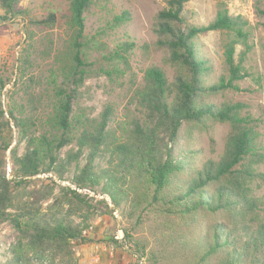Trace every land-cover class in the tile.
<instances>
[{
  "label": "trees",
  "instance_id": "1",
  "mask_svg": "<svg viewBox=\"0 0 264 264\" xmlns=\"http://www.w3.org/2000/svg\"><path fill=\"white\" fill-rule=\"evenodd\" d=\"M19 1L0 0V24L24 17ZM99 1L107 0H66L60 16L66 38L45 52L47 70L32 74L28 55L22 58L16 72L26 78V101H13L6 113L0 109V222L16 232L0 264H78L77 247L93 242L83 231L122 205L121 242L136 264H264V200L251 188L264 176L256 119L242 115L239 104L205 101L210 93L238 90L234 82L246 74L234 60L236 43L250 48L240 19L220 4L211 21L192 24L184 14L191 0H167L155 15L153 45L173 76L158 66L146 68L130 97L133 109L118 121L111 104L92 115L79 102L87 78L108 75L115 55L124 59L84 33L85 14ZM255 12L264 17V0H255ZM60 19L50 13L35 23L51 27ZM129 20L122 11L109 27ZM212 31L237 37L224 49L227 78L215 83L198 46V38ZM262 51L264 56V46ZM8 82L1 78L0 90ZM205 120L226 122L230 129L222 154L200 161L188 133L178 143L183 126ZM38 175L48 182L42 193L16 189ZM53 177L71 185L43 209L39 204L52 195Z\"/></svg>",
  "mask_w": 264,
  "mask_h": 264
},
{
  "label": "rangeland",
  "instance_id": "2",
  "mask_svg": "<svg viewBox=\"0 0 264 264\" xmlns=\"http://www.w3.org/2000/svg\"><path fill=\"white\" fill-rule=\"evenodd\" d=\"M167 0H107L93 4L85 14V34L87 38L105 42L108 50L119 52L124 59L114 56L112 64L108 67L109 74L91 76L85 80L81 90L79 102L88 107L92 115L108 103L114 108L115 119L118 121L128 113L130 97L140 83L143 71L151 66H158L165 71L169 79L173 76V69L162 61L163 53L157 50L153 43L156 40L152 27L156 13L165 7ZM226 8L227 13L238 17L243 30L248 33V50L242 42L235 44L234 60L240 62L245 76L235 81L238 90L225 89L205 96V101L220 106L226 104H239L241 114H249L256 119L258 141L264 147V17L255 12V0H191L185 5L184 14L192 24H205L211 21L219 8ZM67 6L66 0H20L18 8L25 10L23 18H15L0 24V79H9V82L0 90V109L7 111L8 105L25 103L24 89L27 85L26 78H19L16 72L20 67L19 62L28 55V66L32 74L39 76L47 70L48 59L44 58L45 52L59 48L66 38L67 30L60 19ZM128 11L130 20L120 26L110 28L109 22L113 15ZM54 13L60 19L55 25L35 22L45 19ZM232 39H237L234 32L212 31L198 38L199 53L203 55L210 65L208 80L215 83L221 76L227 78V69L224 63L225 45ZM131 45L127 52L122 50L124 45ZM243 53V54H242ZM36 87L40 89L39 86ZM7 117V116H5ZM226 122L205 120L201 123L183 126L180 130V141L188 133L191 144L200 150L198 160L207 158L217 159L223 151L226 136L229 132ZM15 135V133H14ZM15 144V141L13 142ZM63 149V152L68 150ZM21 152V148L19 150ZM80 161V165H82ZM9 158H6L5 172H8ZM11 165V164H10ZM11 167V166H10ZM75 168L72 167L65 174L71 178ZM259 171L264 173V164ZM51 174H48L50 176ZM10 173L8 178H10ZM45 175H38L29 184L17 186L19 192L44 190ZM55 180L51 196L40 201V207L49 208L54 197L59 194L61 187L71 185L68 180ZM255 197L264 200V176L251 184ZM100 199V194L90 193ZM107 198V197H106ZM111 206V203H110ZM121 208L111 215L98 216L93 221V229L87 236L93 242L79 245L76 249L78 264H136L138 259L121 240L114 238L118 230H122ZM123 233V231H122ZM16 232L9 222H0V258L8 247L15 242ZM123 238V237H122ZM103 246L108 249H103Z\"/></svg>",
  "mask_w": 264,
  "mask_h": 264
},
{
  "label": "built area",
  "instance_id": "3",
  "mask_svg": "<svg viewBox=\"0 0 264 264\" xmlns=\"http://www.w3.org/2000/svg\"><path fill=\"white\" fill-rule=\"evenodd\" d=\"M10 166H11V165L8 164V167H7V169H8L7 175H8V174L10 173V171H11V167H10ZM102 197H103V196H101V198H102ZM91 229H93L92 226L90 227V230H91ZM87 232H88L87 230L83 231L84 234H86ZM122 237H123V233H122V230L120 229V230H118L117 233L114 235V238L117 239V240H121ZM103 249H108V247L103 246Z\"/></svg>",
  "mask_w": 264,
  "mask_h": 264
}]
</instances>
